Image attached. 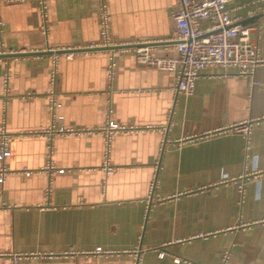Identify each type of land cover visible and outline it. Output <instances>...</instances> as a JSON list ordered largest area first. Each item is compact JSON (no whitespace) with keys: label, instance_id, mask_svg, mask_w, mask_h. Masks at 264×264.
<instances>
[{"label":"crops","instance_id":"1","mask_svg":"<svg viewBox=\"0 0 264 264\" xmlns=\"http://www.w3.org/2000/svg\"><path fill=\"white\" fill-rule=\"evenodd\" d=\"M106 2L115 43L150 40L153 54H177L166 40L177 0ZM99 6L47 0L50 46L98 42ZM228 6L239 22L261 25L264 57L257 0ZM41 8L40 0L0 1L7 52L42 51ZM51 69L50 54L0 57V146L5 130L11 147L0 183V264H13L9 252L25 254L18 264H135L136 247L139 264H219L224 250L227 264H264V172L246 177L243 198L226 181L264 170V65L247 77L206 67L190 95L175 89L174 72L140 63L134 47L60 54L55 76ZM53 91L62 116L55 127L82 131L45 133ZM109 117L140 129L117 131L109 142ZM256 118L249 137L221 132ZM50 140L53 163L65 169L52 176L44 168ZM96 246L119 253H84Z\"/></svg>","mask_w":264,"mask_h":264},{"label":"built area","instance_id":"2","mask_svg":"<svg viewBox=\"0 0 264 264\" xmlns=\"http://www.w3.org/2000/svg\"><path fill=\"white\" fill-rule=\"evenodd\" d=\"M0 1H15V0H0ZM41 8V24L40 32L44 36L42 51H50L57 49H72L80 48L75 46L54 48L50 46L49 36V20L47 14V0H40ZM230 0H177V6L173 12L174 26L171 35L166 40L172 42L177 50V54L173 56H158L151 51L152 41H124L115 43L110 35L109 22L110 13L107 8L106 0H100L99 17L102 25V38L98 42L90 44L88 47H106V46H121V48L134 47L137 59L145 65L156 66L161 69H167L175 73V89L178 92L190 95L195 91L197 79L200 77L202 70L209 66H221L225 70L235 68L237 75L244 77L253 76L256 71L264 65V57L261 55V44L259 34L261 25L259 23L244 24L239 22L231 14L228 6ZM258 9L264 13V0H257ZM254 12L251 13L253 15ZM6 22L0 18V54L9 53L5 50L3 35L6 30ZM255 33L257 36L255 37ZM158 41V40H156ZM76 52L70 51L62 53L65 56L72 57ZM60 54L51 53L52 62L51 73L55 76L57 71V63ZM116 61L111 55L107 69L109 77L112 78L115 74ZM8 78V73L6 74ZM256 82L252 83L254 86ZM51 108L53 110V125L51 128L44 130L52 138L55 134H66L82 131V129L74 127H59L56 128L55 122L62 116L57 113L61 103L55 92L50 93ZM259 118L242 120L223 128L222 131H237L249 137L253 129L254 123L258 122ZM165 128V127H163ZM140 129L136 126H126L114 121L109 117L107 124L102 128L105 131L108 141L112 139L117 131ZM90 131V130H88ZM2 139L0 146V183L6 180L9 168L6 165V158L11 155V147L8 142V136L5 130H1ZM49 136V137H50ZM194 137L179 139L173 142L174 145L182 146L185 142L193 141ZM48 152L46 154L47 163L44 165L45 170L52 176L54 172H64V168L57 167L52 160L53 146L52 141H49ZM105 166L112 169V165L106 158ZM264 170H254L246 172L238 178L226 180L236 184L239 191L244 197L245 179L250 175H256L261 178ZM30 174V171H26ZM156 181L152 184L154 190ZM48 192H51L49 185ZM240 226H248L249 223L240 222ZM137 255L135 264H139V255L142 248H134L132 250ZM84 253L113 255L119 253L118 250L107 248L104 246H96L93 249L85 250ZM13 264H18L21 258L25 255L23 252L7 253ZM166 250H161L159 255L163 257ZM230 250H224L219 264H227L230 260ZM180 261L181 258H175Z\"/></svg>","mask_w":264,"mask_h":264},{"label":"water","instance_id":"3","mask_svg":"<svg viewBox=\"0 0 264 264\" xmlns=\"http://www.w3.org/2000/svg\"><path fill=\"white\" fill-rule=\"evenodd\" d=\"M121 46L115 45V46H106V47H81V48H72V49H57V50H50V51H36V52H12V53H4L0 54V57L5 56H26V55H44V54H51V53H66L70 51L74 52H81V51H94V50H106V49H116L120 48Z\"/></svg>","mask_w":264,"mask_h":264}]
</instances>
